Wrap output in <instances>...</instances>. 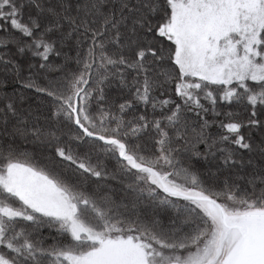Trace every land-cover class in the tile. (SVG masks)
<instances>
[{
	"label": "snow or ice",
	"instance_id": "obj_1",
	"mask_svg": "<svg viewBox=\"0 0 264 264\" xmlns=\"http://www.w3.org/2000/svg\"><path fill=\"white\" fill-rule=\"evenodd\" d=\"M0 264H264V0H0Z\"/></svg>",
	"mask_w": 264,
	"mask_h": 264
}]
</instances>
